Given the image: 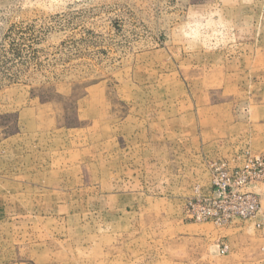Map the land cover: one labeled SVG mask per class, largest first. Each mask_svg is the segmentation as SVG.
I'll return each instance as SVG.
<instances>
[{
    "label": "rangeland",
    "instance_id": "obj_1",
    "mask_svg": "<svg viewBox=\"0 0 264 264\" xmlns=\"http://www.w3.org/2000/svg\"><path fill=\"white\" fill-rule=\"evenodd\" d=\"M30 109L61 148L0 183V264H264L263 181L250 218L185 212L215 168L264 159V0H0V112Z\"/></svg>",
    "mask_w": 264,
    "mask_h": 264
},
{
    "label": "crops",
    "instance_id": "obj_2",
    "mask_svg": "<svg viewBox=\"0 0 264 264\" xmlns=\"http://www.w3.org/2000/svg\"><path fill=\"white\" fill-rule=\"evenodd\" d=\"M9 113L16 115L15 125L17 128L7 132L5 127L0 126V183L15 182L16 180L30 181L32 175L35 176L33 180L40 182L44 180L45 176V171L41 167L46 164V156L54 160V164L56 163L57 144L61 148L62 142V135L58 139L57 134L61 133V128H57L55 123L47 127H41L40 125L45 119L35 109L18 110L17 112L1 111L0 116ZM213 146H215L212 150L213 153H209V155L214 160L223 161L232 168L240 166L243 157L241 158L235 154L239 151L238 146H230L229 149H226L223 144L215 143ZM242 148L247 149L245 146ZM200 153L202 154V152ZM201 154L199 157H201ZM197 162L199 174L201 172L206 173L202 160L201 163L199 159ZM180 165L187 168L185 161ZM194 167V165L188 166V170L191 169L192 172L195 170ZM203 175L205 176V174ZM204 181L207 182L206 176ZM252 189L258 192L264 201V189L261 187H252Z\"/></svg>",
    "mask_w": 264,
    "mask_h": 264
},
{
    "label": "built area",
    "instance_id": "obj_3",
    "mask_svg": "<svg viewBox=\"0 0 264 264\" xmlns=\"http://www.w3.org/2000/svg\"><path fill=\"white\" fill-rule=\"evenodd\" d=\"M264 182V159H256L243 169L228 171L222 167L214 170L210 193L193 205L188 202L186 215L196 222L223 225L234 219H247L255 215L260 203L255 193L244 192L253 182ZM226 247L221 252L224 253Z\"/></svg>",
    "mask_w": 264,
    "mask_h": 264
},
{
    "label": "clouds",
    "instance_id": "obj_4",
    "mask_svg": "<svg viewBox=\"0 0 264 264\" xmlns=\"http://www.w3.org/2000/svg\"><path fill=\"white\" fill-rule=\"evenodd\" d=\"M200 27H207V25L194 26L190 32L186 33V35L188 37H190V40L193 43L200 39V32H199V28ZM221 27H223V26L221 25ZM216 37H220V40H219L218 44L213 45V47L219 46V45H221V44H223L225 42V40H224V38H223V36L221 35L220 32L213 33L212 37H209L207 39H215ZM209 50H211V49H209Z\"/></svg>",
    "mask_w": 264,
    "mask_h": 264
}]
</instances>
